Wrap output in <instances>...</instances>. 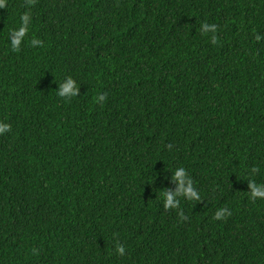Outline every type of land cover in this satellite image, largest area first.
<instances>
[{"label":"trees","instance_id":"16d2710c","mask_svg":"<svg viewBox=\"0 0 264 264\" xmlns=\"http://www.w3.org/2000/svg\"><path fill=\"white\" fill-rule=\"evenodd\" d=\"M0 124V264H264V0H0Z\"/></svg>","mask_w":264,"mask_h":264},{"label":"clouds","instance_id":"9594fccd","mask_svg":"<svg viewBox=\"0 0 264 264\" xmlns=\"http://www.w3.org/2000/svg\"><path fill=\"white\" fill-rule=\"evenodd\" d=\"M201 30L204 33L207 32H215V25H207L203 24L201 25ZM32 43L39 44L38 40H33ZM19 45V39L16 41H13V48H17ZM76 85H74L73 80L69 79L66 83H63L60 85L59 90L57 91V95L60 97H72L76 96ZM99 99H103V97H99ZM8 125L7 124H0V132H4L8 130ZM172 180L173 182L176 183L177 185V193L176 194H170L163 192L161 193V196L164 201V207L165 208H176L178 201L174 199V195L178 194H183L187 199H197V194L192 190L191 187H186L185 186V175H184V168L180 167L177 168L173 175H172ZM249 187L251 188V195L253 197H258V196H264V186H257L255 184H250ZM226 209H221L216 213V218L219 219L226 213ZM230 214V213H229ZM117 252L118 253H123L124 248L122 246L117 247Z\"/></svg>","mask_w":264,"mask_h":264}]
</instances>
